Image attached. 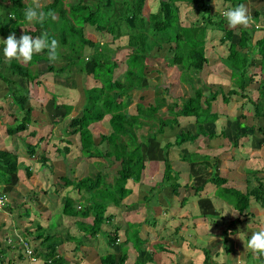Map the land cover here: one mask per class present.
<instances>
[{
    "label": "trees",
    "instance_id": "trees-1",
    "mask_svg": "<svg viewBox=\"0 0 264 264\" xmlns=\"http://www.w3.org/2000/svg\"><path fill=\"white\" fill-rule=\"evenodd\" d=\"M223 1L227 4L224 10L246 2V0ZM211 2L213 0H158L156 9L145 15L146 0H51L42 5V10L54 11L57 19L54 21L49 19L40 24L29 23L24 17V9L31 6L30 3L24 0H0V36L7 38L8 35L15 33L19 39L23 34L38 37L47 33L49 41L54 38L59 43V58L55 62L49 61L47 50L35 54L30 62H24L22 59L9 61L4 57L3 50H0V62L7 65L5 71L0 70V80L7 86L11 105L16 110L9 114L13 118L10 123L2 124L3 120L0 117V124L4 126V135L19 140L29 157L36 156L38 148V143L27 141L28 137L36 135L35 130L29 131L30 124L36 123L34 113L44 112V105L48 100H52L55 105L59 98L67 96L47 89L39 74L31 71L29 65L45 62L47 71L53 75L67 76L78 73L90 76L96 82L89 87L82 86L81 111L78 115L69 117L67 126L63 128V137L59 139L63 146L56 145V150L64 160L71 150L70 147L76 145L80 157L87 162L100 161L98 170L93 173L78 178H71L68 174L59 177L63 187H68L64 193L61 215L73 219V224L55 231L49 228L47 219L40 216L41 213L36 216L41 222L21 232L24 238L40 240L46 252L42 254L35 247L34 251L45 260V264H68L66 256L75 255L83 246H91L92 239L99 234H103L108 245L117 243L119 251L118 254L109 252L101 255L99 264H128L129 244L134 252H139L148 241V236H141L143 225L155 226V220L126 222L125 226H121L113 222L114 214L108 212V208L110 206L120 208L121 204L127 205L128 208L134 204L138 206L147 204L152 192L156 189L161 190L164 186H169L175 196L180 195V189L184 188L188 195H180L182 205L189 197L200 196L204 184L212 183L215 186V197L226 202L241 215L247 216L250 213L251 200L264 207V181L257 175L258 170L246 169L245 191L227 186L229 175H222L220 172L213 174L200 185H188L180 182L183 176H190L188 172L174 168L167 156L163 160L159 184L150 186L148 195L142 200L128 204L124 202L125 198L134 193L128 183L131 181L137 184L143 179L146 163L143 147H148L150 140H156V135L163 133L166 128L173 129L178 126L180 124L178 118H193L195 130L175 132L173 141L162 146L163 151L171 146L179 147L193 143L199 137L207 138L206 144L210 148L213 147L212 141L220 138L222 143L217 147H223L228 137L225 130L217 134L207 128L210 125L212 127L221 115H225L218 107L216 108L217 103L220 101L229 103L233 95L248 98L251 103V107L240 114L243 119L248 115L264 119V27L261 29L262 36L253 42L255 32L253 27H229L221 12L213 11ZM184 7L191 8L197 14L189 24L181 17V10ZM253 17L255 21H259V18L264 17V9L255 10ZM214 29H220L222 32L218 44L225 53L218 54V58L224 66V74L232 83L227 91L221 88L219 78H216V81H206L201 77L209 61L206 55L209 44L208 31L213 32ZM85 30L107 34L111 39L97 40L92 34L86 35ZM235 35L238 36L236 41ZM120 39L126 41L125 46L129 52L125 58L126 68L115 75V69L118 68L115 52L122 47L118 42ZM85 48L91 51L85 54ZM168 67L180 70V81L190 85L197 82L199 85L193 87L190 96L180 97L181 103H178L177 100L168 102L164 96L163 92L171 93L170 83L165 88L155 83L152 85L155 92L153 103L144 105L137 102L135 113H130L125 99L130 97L133 91L145 89L144 81L152 78L153 73H160V70ZM252 68L257 71H252ZM254 72L262 75L263 79L260 81L258 79V95L251 99L247 90L256 82ZM38 99L40 101L35 104V100ZM60 105L64 109L61 117H67L73 105L66 103ZM163 107H166L165 117ZM105 117L110 130L100 136V141L107 144V149L103 152L94 140L92 129ZM240 125L247 127L252 133L264 132V126L255 128L244 123ZM144 126H148V131L145 134L138 133ZM246 134L248 135L243 133ZM70 136H77V140L67 138ZM42 139L40 137L38 141ZM230 144L237 145L236 141L231 140ZM217 157L216 155L213 157L214 166L217 165ZM213 158L208 154L182 147L177 160L191 164ZM37 161L44 167L47 166L49 159L41 152L37 155ZM112 161L118 162V168L112 173V180H108L107 162ZM19 165V155L15 147L0 149V185L10 183ZM25 173L27 177L31 176L32 170L29 166H25ZM72 190L77 192V197L70 193ZM84 191L87 196L82 197ZM197 218H192L193 226ZM207 218L210 220L211 216ZM33 221L30 219L28 224H32ZM232 222L236 223L235 220ZM104 225L110 226V230L105 231ZM71 227H75L79 234L73 236L68 234L63 237V232ZM250 236V233H246L247 240ZM63 242L66 246L64 254H60L58 247ZM191 247L195 249L194 255L197 254L199 259H202L200 264H216L209 247L197 248L193 245ZM154 248L150 251L152 258L150 262L154 264H159L156 260L162 258H159L161 255H156L155 259V251L172 253L164 244ZM16 249L25 255L19 245ZM225 250L229 253L227 247ZM21 256L19 254V257ZM258 260L260 264H264V255H259ZM132 264L145 263L136 258ZM169 264L180 263L171 261ZM190 264L197 262L192 258Z\"/></svg>",
    "mask_w": 264,
    "mask_h": 264
},
{
    "label": "rangeland",
    "instance_id": "rangeland-1",
    "mask_svg": "<svg viewBox=\"0 0 264 264\" xmlns=\"http://www.w3.org/2000/svg\"><path fill=\"white\" fill-rule=\"evenodd\" d=\"M49 1L51 0H40V3L41 5H43L44 3L49 2ZM24 2L31 4L32 0H24ZM157 2L158 0H146L144 14L147 15L149 11L156 9ZM244 4L248 8L249 14L252 17L253 22L250 24V27H253L255 29V32L253 34V42H254L257 38L261 37L263 34V31L261 29L264 27V17L259 18V21H255L253 14L255 10L264 9V0H246ZM211 6L214 7V5H212V2H211ZM213 11H215L214 8H213ZM222 12L223 11H221V13ZM181 17L185 23L189 24L191 20H194L197 17V14L193 10H191V8L184 7L181 10ZM212 33L213 34L210 37L211 41L209 38V44L207 45V49H206V55L210 62L208 61L209 64H207L204 67L201 73V77L203 80L207 79L208 77V80L211 78V80L213 81H216V78L220 77L219 84L221 85V88L224 91H227L231 87L232 83L230 79H228L226 75L224 74L223 72L224 67L222 65V62L218 58L219 57L218 54L223 55L225 53L224 50L221 49L218 44L219 38L222 36V32L220 29H214ZM85 34L86 35L92 34L93 38L97 40L109 41L111 39L109 35L101 34L94 30H91V31L85 30ZM3 39H6V38L0 36V50L1 49L3 50L5 46ZM234 40L235 41L238 40L237 35L234 36ZM118 42L122 44V47L119 50H116L115 52V57L118 60V68L115 69V75L121 73L126 68L125 58H126L127 53L129 52L127 46H125L126 41L124 39H120ZM213 45L215 46L213 47ZM90 51L91 50L89 48H85L84 52L85 54H87ZM158 66L161 67L160 65ZM6 67L7 65L5 63L0 62L1 71H5ZM29 68L31 71H34L35 73L39 74L41 81L44 83V85H46L47 89L54 91L59 95L64 96V94H66L67 96L65 98H59L55 105L54 103H52V100H48L50 102L48 103L47 101L45 103L44 112L34 113L36 123L33 122L32 124H50L47 129L46 128L43 129L44 130L43 136L49 135L50 133L48 131L49 127H52V130L54 133L53 135H55V136H50V138L48 139L49 141L48 144L43 141L38 145L39 147L38 149L48 155L47 158L49 159V161L47 163V166L41 167L39 166L40 164L38 165V163H35L34 168L38 166V170L35 172L36 175L28 178L25 173L26 165L24 164V162H20L17 173L14 174L11 179L13 182L16 181V179H19L21 184L23 185L21 187L22 189L29 188L27 186H29L30 184L33 187L34 191H36L34 192L36 195L35 197H37L38 200L41 201V203L45 204L44 206H47L48 208H50V212L52 211L55 212L57 211L58 207L62 203V199H63L62 194H64L68 188V187L67 188L63 187V182L59 179V177L64 174H68L71 178H78V177L93 173L97 171L99 168L100 161L97 160L95 162H87L84 158L80 157V154L76 148H72L71 152H69V154L66 156L67 160L65 161L63 160L64 158L60 159L62 157H60L58 151L56 150V145L59 147L63 146V144L60 142V140H58L57 137H59L58 135H62L63 128L69 122L68 116L65 117V119L61 118L62 113H64V109L61 107L60 104L66 102V100L67 102H71V100L75 101L76 99L78 100L80 99L79 96H76V92L67 93L66 90L68 89L73 90V89L78 88L81 92L82 86L89 87V86L94 85L96 82L90 76H86V75H82L78 73H72L67 76L53 75L47 71L45 62H40L37 64L36 63L30 64ZM251 70L257 71V69L255 68H252ZM213 71L214 73L218 74L216 75L217 77H213L214 75L212 73ZM254 73H255L254 80L256 82L253 85H251V87L247 90L248 97L251 99H255L258 95V90H257L258 79L259 81L263 79L262 75L256 72ZM179 74H180V70H178L176 67L164 68L163 70H160V73H153L152 78L146 79L144 81L145 89L141 91L135 90L131 93L130 97L125 99L126 102H128V111L130 113H135V110H136L135 107H136L137 102H141L144 105L153 103L155 92H154V88L152 85L155 83H159L162 86V88L167 87V85L170 83L169 90L171 91V93L169 94V93L163 92L164 96L166 97L168 102L177 100L178 103H181L180 97L190 96L193 93V87L198 86L199 83L196 82L194 85L184 83L179 80ZM218 99L220 101L221 97L219 96ZM231 100H232L231 103L228 105L220 101L219 105L216 106V108L218 107V109L225 112V114L226 113L229 114L228 117H225V118L219 117L216 120V122L212 124V127H210L211 126L210 125L207 128V130H213L217 134H219L223 129L225 130L228 137L225 139L226 143L223 144V147L221 148L217 147L219 143H222V139L220 138L214 139L212 141L213 147L210 148V147H207L208 145H206L207 138L199 137L193 143H186L179 147L171 146L166 151H163L162 146L166 144V142L173 141V136L175 132H178L180 130H191V131L195 130L194 125H193L194 124L193 118H184V117L178 118L179 123H180L178 126H175L173 129L166 128L163 133L161 134L158 133L156 135V140H150L148 147H143L145 158H147L145 159V161H148V163L150 164V167L152 166L151 170H153V171L149 170V172H151L155 176H153V178H148L147 171H145V175L143 173V179L141 180V182L134 184L130 181L128 185L131 186V189L133 190L134 193L129 195L127 199L125 198L124 202H127L128 204V202H133V201L135 202V201L142 200L145 196L148 195L150 186L154 187L157 184H159V181L162 178L163 162H164L163 160H164V157L166 156L172 161L174 168L178 170H182L184 172H188L187 174L190 175L189 177L185 175L183 176V178H180L181 183H188V185H191V184L200 185L207 178L212 177L213 174L220 172L222 175L224 174L230 175L229 179L231 181H235L236 183L235 184L234 182H227L226 183L227 186L235 184V186L238 187L239 189H243L245 184H242V183L245 181V178L247 177L246 169L249 168V169L258 170L259 173L257 175L259 177L264 176V132L255 131L254 133H252V131L249 130L247 127L245 128L240 125L244 123L246 124V126L253 125L255 128H258V126H264V119L254 117L252 115H248L243 120L240 114L242 113V111L243 113L246 112V110L249 107H251V103L249 99L243 98L240 95H233L231 96ZM39 101L40 99H38V101L35 100V104H38ZM13 109H14V106L11 105L10 98L8 96V88L4 84V82L0 80V117H2V120H3L2 124H7L12 121L13 118L8 117L6 113L11 112V110ZM80 109L81 107H79L76 112L74 111L75 112L74 115H77L78 112L80 113ZM165 109L166 107L162 108L164 117L167 116ZM230 115H233V116L229 117ZM2 124L0 125V135L1 136L4 135V126ZM53 124H56V125H53ZM148 129H149L148 126H144L138 131V133L145 134L148 131ZM109 130L110 128L107 125L106 117L104 120L95 124L92 129L94 140L97 143L98 148L101 149L103 152L106 151L107 144L105 142L100 141V136L102 133L107 134ZM243 133H248V135L247 134L243 135ZM68 138H71L73 141L77 140V136H70ZM230 140L233 142L236 141L237 145L232 146L230 144ZM27 141L34 143L33 139H31L30 137L27 138ZM6 146L7 147H4V149H13L14 147L17 150L20 149L21 151L18 152L20 160L25 158L21 154H24L25 156H27L26 153H24L25 151L21 145V142L15 139V137L11 138V143H9L8 141ZM182 147H186L190 150H194L202 154H208L212 158L215 155L218 156L216 159L217 165L214 166V162H215L214 158L209 161H199V162H194L191 164H187L186 162L177 160L179 158L180 149ZM231 157H234V158L230 160ZM28 161L30 162V160ZM107 166H108L107 171L109 172L108 180H112V173L118 168V162L117 161L107 162ZM262 178L264 181V177ZM38 182H39V185H38ZM38 187H43L40 190H44V189H47V190L44 192H40ZM5 189H8V186L0 185L1 192H4ZM54 190H56V192L58 191L59 192L55 193ZM28 191H29L28 189H25L23 191V193L25 194L22 195L21 193V195L27 198L31 193L30 191L29 192ZM180 192H181L180 194L181 196L188 195V193L184 190V188H181ZM202 192L204 195L208 194V195L214 196L213 194L214 186L211 183H206L204 184V189L202 190ZM70 193L75 197L78 196L75 190H72ZM84 193L85 191L82 193V197L87 196L86 193L85 194ZM180 195L178 196L173 195L171 188H169V186H164L161 190H157V189L154 190L151 194L150 200L147 203L150 206H161V207L167 208L168 212L170 211L168 210V208H173L171 212H173L175 215H178L181 212L180 210H182V208L180 207L182 205ZM200 195H201V192H200ZM198 196L199 195H196V197H193V200L197 198ZM191 197H189V200L187 201V202L190 201L191 206L184 209V212L188 216L193 215L194 213H197L198 211V205H197L198 201L191 202L190 200L192 199ZM166 199H168V203L170 204L167 203ZM211 201L207 200V202L210 203V205H208L210 207L212 206V204L215 205L216 207L217 206L219 207L221 205V202L217 199L211 200ZM187 202L185 204H187ZM186 206H188V204ZM208 206L206 207L207 209L209 208ZM126 207L127 205L124 206L123 204H121L120 208L115 207V206H110L108 208V212L114 214L113 222L121 226H125V222L127 221L126 220L127 218L130 220H139L140 222L145 221V220L150 221L152 219L155 220V226L151 227L149 224H144L141 234L143 236H146L144 233H146L148 229L149 231L147 232L148 242L154 243L156 239L158 238L155 235L157 233L162 234L163 231L161 230L165 229L166 231L164 235L167 238H163L164 236L163 235L161 237L162 241L161 240L156 241V243H154L153 245L158 244L160 242H162L161 244H167L169 247H171L170 252L172 253H165V256H162V258L159 260V263L169 264L171 261L174 263L177 262L176 257H177V253L179 252L178 249L181 245L182 240L180 239L181 242H178L176 239H173V238L175 235H180L179 233L182 234L183 232L181 230L188 228V226L184 225V223L179 224L178 221H176V219L173 220L172 218L174 217V215H170L168 213L164 214L163 212H166V210L163 209L164 211H162V208L152 207V208L147 209L141 204L139 206L134 204L131 208H128V207L126 208ZM190 208H192L191 213L189 212L191 210ZM125 210L129 212H126ZM32 219L34 220V223L41 222V219L34 218V216L32 217ZM72 220L73 219L65 223V226L71 224ZM57 223H55L53 226H56ZM62 225L64 227V222L62 223ZM103 227L105 231L110 230L111 228L108 225H104ZM56 229L57 228H55V231ZM159 231H161V233ZM173 231L176 232V234L174 236L173 235L171 236V234H173ZM68 234L71 235L70 233H67V232L63 233V237H66ZM93 243L95 245L93 246L98 251L97 254H99V252L100 253L114 252L116 251V249H118L117 243L112 244V245H107L103 234H99L96 237V240L93 239ZM189 243H190V246L193 245L191 244L190 241ZM223 243H224V240L222 242V245H224ZM231 243L232 241H230L229 244H226L227 246L225 247H229ZM195 244H196V247L199 248V247L206 246L207 241H205V237H195ZM231 246H233V243ZM152 248H154V246H152ZM193 251L195 253V249H193ZM193 251H192V256H193L192 258H194L196 261H200L198 258V255L197 254L194 255ZM221 252L222 254L225 253L223 250ZM133 253H135V255L139 254L137 252H134L133 247L131 246V244H129V253H128L129 262H133L135 260L133 259V256H134ZM173 253L176 254V256ZM249 253H250V256L247 257L248 259L245 262V264H260L258 260L259 255L254 254V253L252 254L251 251ZM227 257L231 258V255L227 254ZM212 258H213V254H212ZM137 259L139 258L137 257ZM213 259L220 260L221 256H214ZM224 259H225V256L221 260H224ZM227 260H228L227 264H230L229 259Z\"/></svg>",
    "mask_w": 264,
    "mask_h": 264
},
{
    "label": "crops",
    "instance_id": "crops-1",
    "mask_svg": "<svg viewBox=\"0 0 264 264\" xmlns=\"http://www.w3.org/2000/svg\"><path fill=\"white\" fill-rule=\"evenodd\" d=\"M215 3H216V6L220 12L224 11V7L227 6V4L223 0H215ZM215 3L213 0L212 5H214V9L216 10ZM151 11H153V10H151ZM151 11H149V12H151ZM191 21H193V20H191ZM211 33L212 32L208 31V38L211 37ZM209 62H208V64H209ZM212 73L214 74L213 77H217L216 76V75H218L217 73H214V71ZM205 80H208V77ZM210 80H211V78L209 79V81ZM66 91H67V93L68 92L69 93H75L76 92V96H79V98H80L79 100L78 99H76L75 101L71 100V102H67V100H66V102H64L66 104H72L73 105V109H72L70 115H68V117H74V116H76L74 114L77 111V109L82 106V103H81L82 93L80 92V90L78 88L73 89V90L68 89ZM231 101L232 100H230L229 103H226V105L230 104ZM49 102L50 101H48V103ZM10 103H11V100H10ZM219 103H217V105H219ZM47 106H48V104H47ZM80 111H81V109H80ZM12 112H16V110L13 109V110H11V112L6 113V115L8 117H10L9 114H11ZM222 113L225 114V112H223V111H222ZM78 114H79V112H78ZM62 115H63V113H62ZM228 115L229 114L226 113L225 115H221L220 118L228 117ZM232 116L233 115H230L229 117H232ZM62 119H65V117H63ZM49 125L50 124H30L29 131H33V130L36 131V135L34 137H30L31 139H33L34 143H38L37 145H39L41 142L44 141L45 143L48 144V142H49L48 139L50 138V136H55V135H53L54 133H53L52 127H49V129H48V131L50 132L49 135L43 136V132H44L43 129H45V128L47 129ZM53 125H56V124H53ZM58 136H59V137H57L58 140L61 137H63V135H58ZM40 137H42L43 139L41 141H38V139ZM44 137H46V138H44ZM8 141H9V143H11V136H9V135L1 136L0 135V149H4V147H7L6 145H7ZM38 148H37L36 156L29 157L27 154H26L27 156H25L24 154H21V155H23V157H25V158H23L24 161H23V159H21V160L19 159L20 162H24V164L26 166H29L31 168V170H32L31 176H35L36 175L35 172L38 170V166H36L34 168V164L35 163H38V165L40 164L37 161V155L43 151L39 150ZM70 148H71V150H72V148L77 149L76 145H72ZM71 150H70V152H71ZM20 151H21L20 149L17 150V152H20ZM24 153H26V151ZM45 155L48 157L47 154H45ZM60 157H62V156H60ZM27 159L30 160V162ZM60 159H63V157ZM145 159H147V158H145ZM146 162L147 163H145V169H144L143 173L145 175V171H147V174H148L147 177L153 178V176H155V175L152 174L151 172H149V170L153 171V170H151L152 166L150 167V164L148 163V161H146ZM39 166H41V165H39ZM30 177H28V178H30ZM229 177H230V175H229ZM262 177H264V176H262ZM228 182H234L235 183V181H231L230 179ZM235 184H232L229 186L239 189L238 187L235 186ZM242 184H245V183L243 182ZM38 185H39V182H38ZM3 186H8V189H5L3 192L7 196V200H6V203L3 206V208L0 210V264H9V263L10 264H45V260L43 258H41L35 251H33V252H34L35 257L37 259L33 261V260H31V258L23 255L21 253V251H18L16 249L17 245L15 243H17V242H14L13 244H8L7 240H8V238H12V239H14V241H16L15 240L16 235H21V232L25 228H30L35 224L34 221L32 224H28L29 220L32 219L31 217L34 216V218H36V216L40 215L41 213L42 214L40 216L47 219V222L49 224L50 229L55 230V228H57L56 231H59V230H63L65 228L72 226L73 220H72L71 224L65 226V223L70 221L71 218L61 215V208H62V204L64 201V195L65 194H62L63 199H62V203L59 206L60 208L58 207L57 211H55V212L54 211L50 212V208H48L47 206H44L45 204L41 203V201L38 200L37 197H35L36 195L34 192H36V191H34L33 187L30 184H29V186H27L29 188L22 189L21 187L23 185L21 184L19 179H16V181H14V182L11 179V181H10V183H8V185L4 184ZM38 188L40 190L43 187H38ZM245 188H246V184H245L243 189H239V190L245 191ZM25 189H28L31 192L27 198L22 196L25 194V193H23V191ZM39 190H37V191H39ZM46 190L47 189L40 190V192H44ZM214 192H215V186H214ZM214 192H213V194H214ZM21 193H22V195H21ZM32 193H34V194H32ZM33 195H34V197H33ZM193 197H196V196H192L191 197L192 199H190V200H191V202L192 201H198V204H197L198 205V211H197V213H194L193 215H190V216L186 215V213L184 212L185 208H188L191 206L190 201L187 202L188 206H186L187 204L180 206L182 208V210H180L181 212L178 215H175L173 212H171V210L173 208H168V210H170L168 212L167 208H164L161 206H150L148 203L142 205L147 209L152 208V207L153 208L154 207L162 208V211L166 210V212H163L164 214L168 213L170 215H174V217L172 218L173 220L176 219V221H178L179 224L184 223V225L188 226V228L181 230L183 232L182 234L179 233V231H178V233L180 235H175L176 232H174V231H173V234H171V236L175 235L173 239H176L178 242H181V240H182L181 245L178 249L179 252L177 253V258H178L177 261L180 264H190L192 262L193 247L190 246L189 241L191 242V244H193V246H196L195 237H205V241H207L206 246L210 248L211 254H213V258H214V256H221V259H223V257L225 256L224 260H221V259L220 260H214L212 258L216 262V264H227L228 263L227 259H229L230 264H245V262L248 259L247 257L250 256L249 252L251 251V253L253 254L251 249H248L245 247L244 241L247 242L246 233L252 234V232L264 229V207H260L257 203L253 202L254 200L253 201L251 200L250 213H248L247 216H244V215L239 214L238 211L234 210L230 205H228L223 200L215 197V195L214 196L208 195V194L204 195L203 192H201V195L198 196L197 198H195L194 200H193ZM205 199H207L209 201L217 199L221 202V205L219 207L218 206L216 207L215 205L212 204V206L210 207V206H208V205H210V203H208L207 200H205ZM8 200L10 201V203ZM166 201L168 203V199H166ZM40 203H41V205H40ZM168 204H170V203H168ZM207 206L209 207L208 209L206 208ZM192 208H193V206H192ZM192 208H190L191 209L189 211L190 213L192 211ZM42 209H44V210H42ZM177 210H178V208H177ZM45 212H46V214H45ZM126 212H129V211H126ZM224 214H226V215H224ZM202 215H206V216L202 217ZM207 216H211V219L208 220ZM193 217H198L194 222V224H195L194 226L192 224V222H193L192 218ZM126 220H127L126 222L139 221V220H130L128 218ZM234 220L236 221V223L232 222ZM63 222H64V227L62 225ZM126 222H125V225H126ZM55 223H57L56 226H53ZM161 231H163L162 234H159L156 232L157 234L155 236L158 237L156 239V241H160L162 239L161 237L164 235L166 230L162 229ZM161 231H159V232L161 233ZM65 232L70 233L71 235H78L79 234V232L77 231V229L75 227H71V228L65 230L63 233H65ZM147 232H149L148 229H147L146 233H144L146 236H148ZM239 235L241 237H244L243 238L244 241L239 238ZM141 236H143V235L141 234ZM146 236H144V237H146ZM163 238H167V237L164 235ZM180 238H181V240H180ZM29 239H30L29 241L32 244L33 250L38 248L39 252H41L42 254L46 252L45 248L40 243V240H33L32 238H29ZM94 239L96 240V238H94ZM221 240H222V242L224 240V243H223L224 245H222ZM156 241L154 243H156ZM230 241H232L233 246H231L232 245V243H231L230 246L227 247L229 249V253H228L225 250V246H227L226 244H229ZM150 243L151 242L147 241L145 243V245L142 246L141 250L139 252H137L139 254H136L137 256L134 254L133 259H136L138 257L145 264H154V263L150 262L152 259L150 251H152V249H154V248H152V246L156 247V246L160 245L162 242L158 243V245L157 244L153 245L154 243H151V245H150ZM93 245H94V243H93V239H92V245L91 246H89V247L83 246L81 248V251H79L75 255L66 256V257H68V264H99L100 256L104 255V253L106 254L109 252H102V253L99 252V254H97L98 251L94 247L95 245L94 246ZM164 245L170 251L171 247H169L167 244H164ZM8 246H9V248H8ZM65 246H66L65 242H63L59 245L58 252L60 254H64ZM34 247H35V249H34ZM222 250L226 253V254L224 253L225 255L222 254V252H221ZM114 252L116 254H118L119 251H118V249H116V251H114ZM165 252L166 251H155L156 254H154V258L156 259V257H155L156 255L157 256L161 255L159 258H161L162 256H165L163 254ZM19 254L22 256L19 257ZM83 254H85V255L83 256ZM227 254L231 255V258L227 257ZM128 257H129V255H128ZM128 260L129 259H127L128 264L133 263V262H129ZM158 260L159 259L156 260L157 263H159ZM199 260L200 261H196L197 264H200L202 262V259H199Z\"/></svg>",
    "mask_w": 264,
    "mask_h": 264
},
{
    "label": "clouds",
    "instance_id": "clouds-1",
    "mask_svg": "<svg viewBox=\"0 0 264 264\" xmlns=\"http://www.w3.org/2000/svg\"><path fill=\"white\" fill-rule=\"evenodd\" d=\"M216 11H219L217 6ZM221 15L227 20L231 28L241 26L247 28L253 22L248 8L243 3L223 11ZM24 17L29 23L38 22L40 24H44L45 21L49 19L53 21L57 19L54 11L45 12L42 10L40 0H32L31 6L24 9ZM3 42L5 45L3 48V55L9 61L13 59H22L24 62H30L35 54L41 53L44 50H47L49 61L55 62L59 58V43L54 38L49 41L47 33L38 37L23 34L19 39L16 37L15 33H12L8 35L6 39H3ZM239 238L244 241L243 237L240 235ZM244 244L245 247L251 249L254 254L264 255V229L252 232L250 239H248L247 242L244 241Z\"/></svg>",
    "mask_w": 264,
    "mask_h": 264
},
{
    "label": "built area",
    "instance_id": "built-area-1",
    "mask_svg": "<svg viewBox=\"0 0 264 264\" xmlns=\"http://www.w3.org/2000/svg\"><path fill=\"white\" fill-rule=\"evenodd\" d=\"M6 200H7V196L3 192L0 191V210L3 208ZM15 240L16 241H14V239L12 238H8L7 242L8 244H13L14 242H17L15 244L20 246V248L22 249L23 253L26 256L31 258V260L33 261L37 259L33 252L34 250H33L32 244L27 238H24L21 235H16Z\"/></svg>",
    "mask_w": 264,
    "mask_h": 264
}]
</instances>
